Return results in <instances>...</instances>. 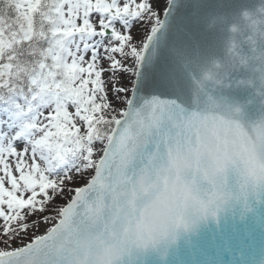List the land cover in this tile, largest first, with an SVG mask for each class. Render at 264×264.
Returning <instances> with one entry per match:
<instances>
[{
  "label": "snow or ice",
  "instance_id": "snow-or-ice-1",
  "mask_svg": "<svg viewBox=\"0 0 264 264\" xmlns=\"http://www.w3.org/2000/svg\"><path fill=\"white\" fill-rule=\"evenodd\" d=\"M149 257L264 264V0H0V264Z\"/></svg>",
  "mask_w": 264,
  "mask_h": 264
},
{
  "label": "water",
  "instance_id": "water-1",
  "mask_svg": "<svg viewBox=\"0 0 264 264\" xmlns=\"http://www.w3.org/2000/svg\"><path fill=\"white\" fill-rule=\"evenodd\" d=\"M213 250L209 248L208 243L206 240L201 241V251L195 252L194 250L186 247L185 245L181 244L178 254L173 257V259H179L187 262H191L194 260H202L206 258V255H211ZM239 255V254H238ZM227 260H230V256L224 257ZM149 264H154V258L149 257Z\"/></svg>",
  "mask_w": 264,
  "mask_h": 264
}]
</instances>
